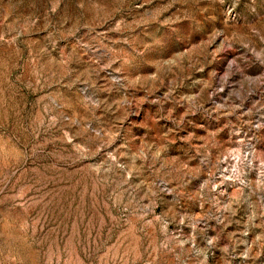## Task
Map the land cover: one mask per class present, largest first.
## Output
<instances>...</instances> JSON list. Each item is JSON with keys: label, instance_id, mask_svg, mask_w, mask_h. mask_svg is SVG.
Returning <instances> with one entry per match:
<instances>
[{"label": "rangeland", "instance_id": "obj_1", "mask_svg": "<svg viewBox=\"0 0 264 264\" xmlns=\"http://www.w3.org/2000/svg\"><path fill=\"white\" fill-rule=\"evenodd\" d=\"M0 264H264V0H0Z\"/></svg>", "mask_w": 264, "mask_h": 264}]
</instances>
